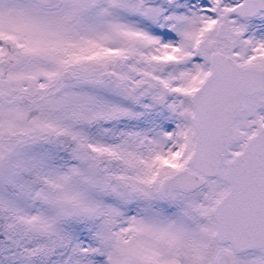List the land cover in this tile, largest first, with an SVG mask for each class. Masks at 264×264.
<instances>
[{
    "label": "snow or ice",
    "instance_id": "snow-or-ice-1",
    "mask_svg": "<svg viewBox=\"0 0 264 264\" xmlns=\"http://www.w3.org/2000/svg\"><path fill=\"white\" fill-rule=\"evenodd\" d=\"M0 264H264V0H0Z\"/></svg>",
    "mask_w": 264,
    "mask_h": 264
}]
</instances>
